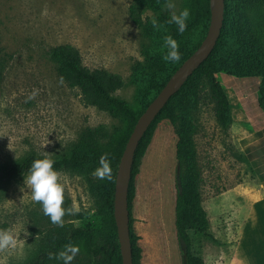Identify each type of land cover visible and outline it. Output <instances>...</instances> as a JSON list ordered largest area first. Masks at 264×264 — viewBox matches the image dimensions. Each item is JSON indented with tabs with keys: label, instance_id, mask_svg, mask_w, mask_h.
Segmentation results:
<instances>
[{
	"label": "rangeland",
	"instance_id": "374dc122",
	"mask_svg": "<svg viewBox=\"0 0 264 264\" xmlns=\"http://www.w3.org/2000/svg\"><path fill=\"white\" fill-rule=\"evenodd\" d=\"M165 2L135 6L138 25L129 12L135 0H0V165L30 154L67 155L89 127L102 128L93 146L122 130L123 120L101 109L96 97L61 73L50 49L72 46L81 65L99 73L110 94L127 101L138 114L150 96V61L166 62L165 38L170 33L161 17ZM172 2L170 13L188 8L191 16L190 0ZM226 3L230 9L231 0ZM243 14L240 22L252 28L264 50V5L245 3ZM153 17L158 27L152 25ZM203 28L189 35L191 48L203 39ZM184 39L188 34L180 41ZM246 41L258 47L253 39ZM235 43L225 37L219 46L216 77L225 71L223 59L232 55ZM261 74L264 82V70ZM238 109L230 101V121L223 127L209 79L200 71L176 109L175 124L164 120L157 125L136 177L132 206L142 264L185 263L184 244L174 225L180 172L175 147L182 125L194 150L201 204L209 220L208 235L191 233L193 251L204 264H264L263 160L248 145V126ZM97 167L99 162H87L74 170L56 169L64 184L62 226L44 215L40 202L32 201L26 183L29 171L10 178L0 190V230L15 232L18 243L0 251V264L23 263L45 240L72 227H89L96 244L113 211L110 179H99Z\"/></svg>",
	"mask_w": 264,
	"mask_h": 264
},
{
	"label": "trees",
	"instance_id": "16d2710c",
	"mask_svg": "<svg viewBox=\"0 0 264 264\" xmlns=\"http://www.w3.org/2000/svg\"><path fill=\"white\" fill-rule=\"evenodd\" d=\"M137 4L129 7L131 19L134 23L140 25L139 18L134 15L135 6L147 4L151 6L155 1L164 2L165 0H135ZM191 16L187 21L186 30L183 33L177 31V25L168 23L171 17L170 10L166 7L161 13L162 20L166 22L170 36L179 42L180 60L176 62H158L151 60L149 63V73L151 76L149 98L137 114L131 108L130 104L120 98L110 94L105 85L104 78L97 72H92L84 68L79 59L77 50L70 45H59L50 49V56L59 62L61 73L66 75L72 82L81 88L84 93H90L101 103V109L108 111L113 117H117L125 122V127L114 133L104 144L93 146L96 141V135L99 128H86L80 133L78 144L70 150L69 154L59 157H51L55 163L54 169L74 170L87 162H99V158L104 153L108 154L110 164L113 167L112 174L115 175V169L118 165L120 156L125 143L140 115L147 107L150 101L158 93L164 83L167 81L173 71L189 56L199 45L200 41L192 48L189 35H193L199 28H203V34L206 33L209 23V0H190ZM232 6L228 9L225 0L223 25L217 38L215 46L208 57L192 72L183 82L182 86L168 99L163 108L152 120L144 134L142 135L133 156L131 165V176L127 191V204L129 210V235L131 242L132 264H142V247L138 244V235L132 228V206L135 197L136 177L140 172L142 158L151 142L153 133L157 125L164 120L175 124L177 120L176 109L184 98L185 94L192 87L197 74L203 71L208 79L210 89L216 98L218 105V118L223 127H226L230 121V101L228 95L217 79L216 67L214 66V56L219 50L223 39L230 38L236 40L235 49L231 50L232 55L226 56L223 60V68L235 70V72L226 71L236 76H253L259 79L258 84V106L264 110V82H260L262 70H264V50L261 49V41L256 36L252 28L240 22L245 17L243 7L245 3L264 5V0H231ZM226 33L224 26L227 24ZM188 34V39L180 41L181 37ZM247 38L253 39L258 44L254 47ZM224 71V72H225ZM176 161L179 166V187L174 203V225L178 236L184 244L185 263L184 264H204V259L199 253L193 251V239L191 233H202L208 235L209 220L205 209L201 204L199 191L200 173L197 168L194 150L188 136L185 126L177 131V140L175 147ZM36 154H30L24 159L14 160L0 165V190L6 187L10 178L15 174L29 171L33 160L42 158ZM115 179V178H114ZM114 180L110 179L108 188L109 195L114 193ZM111 209V206H110ZM67 244H73L79 247V252L74 257L71 264H121V255L117 239L116 227L113 214L109 215V227L106 233L96 242L92 241V232L89 227H72L65 234L55 235L50 240H45L43 247H40L36 253L26 259L21 264H63L55 258V254L63 250ZM52 254L51 256L49 254Z\"/></svg>",
	"mask_w": 264,
	"mask_h": 264
},
{
	"label": "water",
	"instance_id": "95a60500",
	"mask_svg": "<svg viewBox=\"0 0 264 264\" xmlns=\"http://www.w3.org/2000/svg\"><path fill=\"white\" fill-rule=\"evenodd\" d=\"M224 7L225 0H209L210 17L203 39L193 52L183 59V62L173 71L158 93L139 115L125 143L114 179L112 211L121 255V264H132L127 191L135 149L142 135L168 99L211 53L223 25Z\"/></svg>",
	"mask_w": 264,
	"mask_h": 264
},
{
	"label": "clouds",
	"instance_id": "9594fccd",
	"mask_svg": "<svg viewBox=\"0 0 264 264\" xmlns=\"http://www.w3.org/2000/svg\"><path fill=\"white\" fill-rule=\"evenodd\" d=\"M164 7L172 10L175 5L172 0H166ZM190 17L188 8L182 9L178 14L171 11V17L168 23L177 25V31L183 33L187 27V21ZM152 25L158 27V21L155 17L152 19ZM167 48L164 59L170 62L180 60L179 45L171 36L165 38ZM35 95V92L29 96V99ZM55 161L49 156H43L33 160L26 183L31 192V199L42 204L43 213L50 217L53 224L63 225V217L66 209L62 207L64 201V184L61 181V174L53 168ZM94 174L99 179H111V168L108 154L104 153L99 158V167L95 169ZM78 211V209L74 210ZM18 243V236L12 230H0V251L15 248ZM79 247L73 244H67L63 250L55 254V258L62 261L63 264H71ZM52 255L51 253L49 254Z\"/></svg>",
	"mask_w": 264,
	"mask_h": 264
},
{
	"label": "crops",
	"instance_id": "0c3cea01",
	"mask_svg": "<svg viewBox=\"0 0 264 264\" xmlns=\"http://www.w3.org/2000/svg\"><path fill=\"white\" fill-rule=\"evenodd\" d=\"M217 79L225 89L229 100L239 108V114L248 126L246 130L248 145L255 156H261L264 167V110L257 102L258 79L253 76H235L226 72L219 73Z\"/></svg>",
	"mask_w": 264,
	"mask_h": 264
}]
</instances>
